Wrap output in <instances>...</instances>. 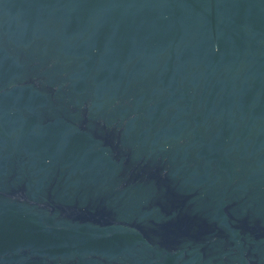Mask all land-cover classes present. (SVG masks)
I'll use <instances>...</instances> for the list:
<instances>
[{"label":"water","instance_id":"obj_1","mask_svg":"<svg viewBox=\"0 0 264 264\" xmlns=\"http://www.w3.org/2000/svg\"><path fill=\"white\" fill-rule=\"evenodd\" d=\"M0 264H264V0H0Z\"/></svg>","mask_w":264,"mask_h":264}]
</instances>
